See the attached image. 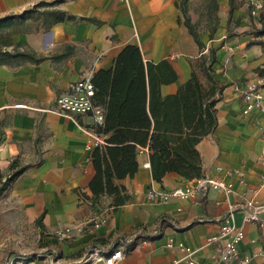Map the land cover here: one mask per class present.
<instances>
[{
    "label": "crops",
    "instance_id": "obj_1",
    "mask_svg": "<svg viewBox=\"0 0 264 264\" xmlns=\"http://www.w3.org/2000/svg\"><path fill=\"white\" fill-rule=\"evenodd\" d=\"M42 1L57 0H0V21L20 18ZM181 1L62 0L55 9L96 19L102 25L78 19L46 29L33 19H16L8 28L0 29L3 51L47 57L40 64L21 58L0 64V170L7 172L14 159L31 166L8 194L36 220L45 214L43 232L55 239L56 249L52 252L57 250L62 260L79 259L93 248L105 252L118 248L123 251V264H188L179 248L183 245L200 249L194 258L201 264L214 248L208 239L219 234L233 206L236 224L243 226L245 235L240 244L242 254L253 257L252 264H264V229L244 224L241 206L247 199L264 205L263 123L256 121L255 114L242 113L245 90L250 85L264 87V36L251 33L260 26L251 8L254 2L264 6V0H239L229 31L230 0H216L218 11L211 17H217L219 26L213 39L208 28L209 0H201L196 21L190 10L193 0H188L187 14L199 27L203 52L183 23L178 8ZM9 35L12 45L6 47L3 40ZM250 42L257 44L248 46ZM128 45H138L145 61L167 59L173 63L178 81L163 86V96L175 94L191 78L194 68L205 84L200 57L214 50L212 75L224 87L216 105L218 127L197 149L204 177L231 184V194L210 190L198 199L152 202L148 198L150 190H172L193 180L168 173L161 182L154 181L151 169L143 168V163L149 161L148 151L138 157L139 169L132 178L116 182L130 196L126 204L116 208L108 196L97 204L87 199L92 197L89 184L94 175L92 151L87 148L93 129L91 120L85 116L68 118L51 109L83 74L112 69L115 58ZM261 217L264 220V213ZM95 218H106L107 223L88 228L70 242H60L54 236L59 228ZM138 235L146 239L131 247V240ZM170 241L173 247H168ZM45 263L49 264L47 260Z\"/></svg>",
    "mask_w": 264,
    "mask_h": 264
},
{
    "label": "trees",
    "instance_id": "obj_2",
    "mask_svg": "<svg viewBox=\"0 0 264 264\" xmlns=\"http://www.w3.org/2000/svg\"><path fill=\"white\" fill-rule=\"evenodd\" d=\"M62 0L55 2L42 1L32 9L24 12L20 18L0 21V29L8 28L16 19H33L41 22L49 29L57 23L69 21L92 22L98 26L102 22L92 18H79L67 11L54 7ZM207 7L209 37L213 39L219 20L216 13V0H209ZM188 0L181 1L178 8L184 16V25L193 37L199 50L203 52L205 45L199 36V27L191 22L187 14ZM240 7L239 0L229 1L227 29L232 24L233 13ZM254 6L251 8V12ZM215 15L214 17H211ZM259 28L253 33L257 37L264 36V6L258 13ZM239 22H235L238 25ZM5 41L6 47L12 45L10 35ZM257 44L250 42L248 46ZM63 57V56H58ZM11 58L40 64L47 59L29 52H9L0 48V64ZM216 62L214 50L209 55L202 54L199 67L206 83H202L195 68L191 78L181 85L173 95L163 96L162 87L178 81V73L173 63L167 59L158 63L145 61L138 45L126 46L114 60V67L108 71L94 72L95 101L104 108L105 122L98 130L107 136L106 146L92 151L91 164L94 175L89 188L93 204L102 197L113 198L114 207L126 204L130 196L126 188L116 182L132 178L139 169L138 153L148 149L150 169L153 180L161 182L168 173H175L187 180L204 177L201 155L198 144L212 135L218 127L216 105L220 100L224 87L218 84L212 75V65ZM41 165V164H40ZM31 166L22 165L14 159L7 172L0 170V196L9 190L14 183ZM42 214L36 224L45 230ZM143 239L138 235L131 240V247Z\"/></svg>",
    "mask_w": 264,
    "mask_h": 264
},
{
    "label": "built area",
    "instance_id": "obj_3",
    "mask_svg": "<svg viewBox=\"0 0 264 264\" xmlns=\"http://www.w3.org/2000/svg\"><path fill=\"white\" fill-rule=\"evenodd\" d=\"M253 6L254 9L251 14L258 16L263 5L254 2ZM229 50L232 52L231 48ZM93 75L94 70H90L83 74L80 79L70 84L68 90L57 98L54 108L51 109L52 112L68 118L85 116L91 120L93 129L90 133L91 138L87 143V148L90 151L106 146L107 139L104 134H100L98 131L104 125L105 113L104 108L95 101L96 92L92 82ZM242 113L244 116L255 114L256 121L263 123L261 127L264 128V87L250 85L245 90L242 96ZM145 152H148V149H140L138 157ZM143 168L150 169L149 161L143 163ZM210 190H217L228 195L233 192V186L220 180L203 177L172 190L161 192L150 190L148 198L152 202H167L171 199H198L206 196ZM241 206L245 213L243 223L257 224L264 229V220L261 217L264 213V205L258 204L255 200L247 199L241 203ZM233 211L234 207L231 206L228 216L222 221L219 234L208 239L207 243L213 245L214 248L201 264H252L253 257L242 254L240 250V244L245 235L243 226L236 224ZM106 223V218H95L88 222L59 228L55 231L54 236L60 242H70L82 236L88 228H99ZM168 247H173L172 241H170ZM179 248L184 251V259L188 260V264H200L194 258L200 249L191 250L183 245H180ZM59 255L56 250L49 257L42 259L40 256L25 264H40L46 260L49 264H123L124 258L123 251L118 248L111 252L93 248L81 258L72 261L62 260Z\"/></svg>",
    "mask_w": 264,
    "mask_h": 264
},
{
    "label": "rangeland",
    "instance_id": "obj_4",
    "mask_svg": "<svg viewBox=\"0 0 264 264\" xmlns=\"http://www.w3.org/2000/svg\"><path fill=\"white\" fill-rule=\"evenodd\" d=\"M200 2L193 0L190 6L194 21L199 18ZM54 248L55 239L38 227L36 219L23 211L8 190L0 196V264H25L40 256L44 259Z\"/></svg>",
    "mask_w": 264,
    "mask_h": 264
}]
</instances>
